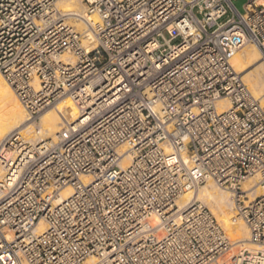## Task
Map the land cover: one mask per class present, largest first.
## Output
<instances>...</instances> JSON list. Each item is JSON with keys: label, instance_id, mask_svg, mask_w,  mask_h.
<instances>
[{"label": "built area", "instance_id": "built-area-1", "mask_svg": "<svg viewBox=\"0 0 264 264\" xmlns=\"http://www.w3.org/2000/svg\"><path fill=\"white\" fill-rule=\"evenodd\" d=\"M57 1L0 0L5 82L31 118L64 96L77 111L55 142L5 139L0 264H264L233 250L207 206L176 205L212 180L264 245V109L231 64L249 43L264 54V0L243 13L234 0H83L99 20L90 50Z\"/></svg>", "mask_w": 264, "mask_h": 264}, {"label": "bare ground", "instance_id": "bare-ground-1", "mask_svg": "<svg viewBox=\"0 0 264 264\" xmlns=\"http://www.w3.org/2000/svg\"><path fill=\"white\" fill-rule=\"evenodd\" d=\"M55 7L61 13L68 15V19L83 33L85 47L88 50L94 48L96 45L95 39L88 28L87 22L95 26L99 20L95 14L87 13L83 0H58ZM246 45L232 56L231 64L234 70L242 75V80L248 85L250 92L264 109V54L256 45ZM63 59L69 62L74 61V58L68 54L64 55ZM218 105L220 110L229 108V102L224 98L219 100ZM76 116L77 111L74 103L68 96H64L58 103L41 112L38 118L39 122L32 121L29 113L22 106L0 73V150H4V156L7 161L13 162L16 158L11 147L4 144L5 139L13 132L19 131L32 144L49 139L55 142L63 128L71 124ZM163 145L166 152L172 151V146L169 142H165ZM129 148V145H125L120 149L123 154V160L120 163L122 167L127 166L131 159L132 152ZM7 161L4 159L0 160V181L7 170L6 167L10 165ZM82 179L84 182L88 181L86 177H82ZM242 185L250 199H254L261 192L257 178L248 179ZM72 193L73 189L71 187L64 188L56 196L54 204L65 200ZM192 202H200L205 206L208 204L216 215V220L225 226V233L235 237H233L234 244L242 245L244 249L250 252H264V245L254 243L250 239L246 224L235 212L231 194L214 181L209 180L196 191H189L183 194L177 199L176 205L179 208H183ZM155 221L157 220L154 218ZM38 230H44L42 222H40ZM86 263L93 264L95 260L88 259Z\"/></svg>", "mask_w": 264, "mask_h": 264}, {"label": "rangeland", "instance_id": "rangeland-1", "mask_svg": "<svg viewBox=\"0 0 264 264\" xmlns=\"http://www.w3.org/2000/svg\"><path fill=\"white\" fill-rule=\"evenodd\" d=\"M245 2H246V0H234V5L236 6V8L241 12V13H243L244 12V4H245ZM69 22L70 23H72V21L71 20H69ZM73 24V23H72ZM74 25V24H73ZM77 28V27H76ZM79 30V29H78ZM80 31V30H79ZM165 36L166 37H168V35L165 33ZM250 45H253V44H247L246 46H250ZM242 76V75H241ZM246 84V83H245ZM247 85V84H246ZM247 87H248V85H247ZM249 88V87H248ZM61 100V99H60ZM60 100H58L56 103H58ZM55 103V104H56ZM55 104H53V105H55ZM53 105H51V106H53ZM50 107V106H49ZM48 108V107H47ZM45 110V109H44ZM41 114V112L35 117V118H31V120L33 121H35L36 123L37 122H39V115ZM203 186V185H202ZM207 204V203H206ZM210 210H211V208H210V206L207 204L206 205ZM211 212H212V210H211ZM213 213V212H212ZM213 215L216 217V215L213 213ZM217 218V217H216ZM220 223V222H219ZM220 225L222 226V228L224 229V231H225V226L222 224V223H220ZM229 236V235H228ZM234 236H229V238H230V240L233 242L234 241V238H233ZM238 248H244L242 245H238V244H236V245H234V247H233V250L235 251L236 249H238Z\"/></svg>", "mask_w": 264, "mask_h": 264}]
</instances>
